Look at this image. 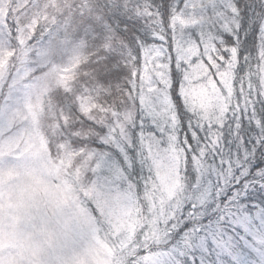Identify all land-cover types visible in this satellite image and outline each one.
<instances>
[{
    "label": "snow or ice",
    "instance_id": "obj_1",
    "mask_svg": "<svg viewBox=\"0 0 264 264\" xmlns=\"http://www.w3.org/2000/svg\"><path fill=\"white\" fill-rule=\"evenodd\" d=\"M7 48L24 89L104 96L73 131L155 197L144 264H264V0H0Z\"/></svg>",
    "mask_w": 264,
    "mask_h": 264
},
{
    "label": "rangeland",
    "instance_id": "obj_2",
    "mask_svg": "<svg viewBox=\"0 0 264 264\" xmlns=\"http://www.w3.org/2000/svg\"><path fill=\"white\" fill-rule=\"evenodd\" d=\"M0 55L7 61L0 65V264H144L138 252L162 234L154 229L155 197L148 194L143 207L102 155L69 151L51 161L39 112L42 99L63 86L49 80L24 89L19 50ZM145 211L152 217L141 239Z\"/></svg>",
    "mask_w": 264,
    "mask_h": 264
},
{
    "label": "trees",
    "instance_id": "obj_3",
    "mask_svg": "<svg viewBox=\"0 0 264 264\" xmlns=\"http://www.w3.org/2000/svg\"><path fill=\"white\" fill-rule=\"evenodd\" d=\"M65 94L66 93L64 87H57L50 91L46 101H43L42 99L40 112H39V116H40L39 122L41 124L40 134H41L43 149L47 153L50 160L53 161L54 163L60 162L61 159H63L62 156L63 153L69 151L76 152L78 150H82L85 151V154L87 155L91 153H93V155H103V150L100 148V146L97 145L94 141L89 139V133L83 130L73 131V129H79V123H78V120L80 118L79 110L81 109L82 104L85 107H91L92 114L98 120L102 121L105 118L107 113L99 110L101 105H105L104 96L99 94H94L93 98L91 99L85 98L83 101H81L78 96L76 99V103L74 104L72 109L69 110L64 105L63 97ZM73 162L74 163L81 162V158L79 157L75 158L73 159ZM97 166L98 165H96L94 169H97ZM131 185L134 186L133 184ZM136 194L138 195L137 189H136ZM138 196L140 197V201L143 207L148 209L149 195L143 194ZM152 211H156V210H152ZM151 214H152L151 211H145V221L142 228L139 231L138 238H141L140 236L143 235V233L147 230L149 225L148 221L152 217ZM153 217H155V213L153 214ZM154 229L156 231L158 230L156 227V217H155ZM161 238H162V234L160 235V237H158L157 242L155 239V241H152L151 244H147V245L145 244L144 247L146 248L149 245L158 244L161 241ZM141 239H137V240L140 242Z\"/></svg>",
    "mask_w": 264,
    "mask_h": 264
}]
</instances>
